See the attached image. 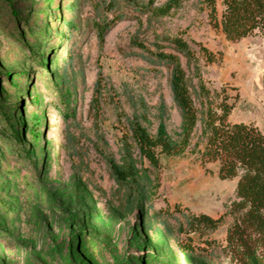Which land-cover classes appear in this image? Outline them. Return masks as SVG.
<instances>
[{"label": "rangeland", "instance_id": "obj_1", "mask_svg": "<svg viewBox=\"0 0 264 264\" xmlns=\"http://www.w3.org/2000/svg\"><path fill=\"white\" fill-rule=\"evenodd\" d=\"M55 2L63 21L69 16L64 5L75 7L72 16L78 29L69 41L53 40L45 78L33 63L5 62L6 48L21 46L13 42L18 36L4 29L0 14V71L12 73L24 67L31 72L29 80L21 82L20 104L9 88L11 79L0 76V101L11 110L15 104L21 109L17 119L25 125L23 139L31 150L29 158H20L0 140V221L6 227L4 235L0 232V264H65L68 250L74 264H116L123 258L132 264H194L198 257L181 247L189 238L202 246L205 239L213 240L220 250L234 220L231 206L237 200V178L222 180L217 162H203L200 125L182 154L161 156L157 172L133 148L139 177L147 186L143 209L116 182L107 157L121 163L127 118L134 114L146 112L148 121L143 124L155 134L164 104L169 134L176 139L181 130L170 68L150 63L147 53L133 44L134 38L151 49L157 43L174 51L167 38L183 37L197 52L206 86L233 105L229 120L253 124L264 134V28L231 41L213 27L207 0H154L147 13L123 8V19L101 41L95 23L104 16L112 19L121 10L109 11L105 0ZM169 2L171 9L165 13ZM15 4L24 14L44 8L53 13L54 7L48 0ZM216 6L220 20L222 0H216ZM200 44L215 54L214 62H205ZM181 62L189 79L197 83L195 66L184 56ZM64 98L74 110L69 117L57 107ZM195 102L200 107L196 97ZM33 119L39 121L41 132L37 147L30 132ZM77 199L89 216L81 222L67 217L79 209ZM181 211L223 215V220L215 230L180 232ZM207 264L241 263L222 255L217 263Z\"/></svg>", "mask_w": 264, "mask_h": 264}, {"label": "trees", "instance_id": "obj_2", "mask_svg": "<svg viewBox=\"0 0 264 264\" xmlns=\"http://www.w3.org/2000/svg\"><path fill=\"white\" fill-rule=\"evenodd\" d=\"M15 1L0 0L3 27L9 34L18 36L13 42L17 41L21 46L20 48L11 43V47L6 48L7 54L4 55V60L8 64L19 66L23 63H33L40 67L42 77L45 78L49 71L48 56L54 47L53 40L57 39L59 44L69 41L78 29L72 16L75 7L71 6V3L64 5V11L69 16L63 21L60 15L61 9L55 0H48L50 5H54L53 13L44 8L32 14H24L18 10ZM153 3L154 0H105L109 11H121L112 19L104 16L95 23L99 39L102 41L114 23L123 19V8L147 13L152 9ZM207 3L213 27L220 28L231 41L240 40L254 33L256 29L264 28V0H222L224 10L220 20L216 0H207ZM171 6L172 3L169 2L164 12L167 13ZM59 28L64 34L58 33ZM167 39L174 51H167L157 43L156 48L151 49L136 38L133 39V44L147 53L146 59L150 63L170 68V90L181 115V130L176 139L169 134L164 104L161 106L160 120L155 134H151L143 124V121H148L146 112L128 117V129L122 139L121 163L113 157H107L111 173L116 182L129 192V198L135 199L136 206L143 209L147 205V186L139 177L133 148L136 147L140 157L148 162L149 168L157 172L161 167V156L182 154L190 145L200 125V136L204 142L201 151L203 162H217L218 176L222 180L237 178L235 188L237 200L233 201L231 206L234 220L227 229L226 244L222 245L220 250H217L218 245L215 241L209 239H205L203 241L205 246H202L199 243L194 244L193 239L189 238L181 247L189 255L198 257V260H194V264L217 263L222 255L241 264H264V134L253 124L231 122L229 114L233 105L228 101L227 96L221 97V92H213L206 86L200 76L196 50L181 36ZM199 51L203 54L205 62L212 63L216 60L215 54L202 44ZM181 56L195 66L194 75L198 77L197 83L189 79L182 65ZM30 74L31 72L26 71L24 67L12 73L0 71V76L11 79L9 88L19 104L23 95L21 82L23 79L29 80ZM262 82L264 86V72ZM195 97L199 99L200 107L196 105ZM216 97L219 100H216ZM57 107L66 117L74 114V110L69 108L67 98L62 99ZM18 110L21 109L17 104L12 105L11 110L9 104L0 101V140L16 151L17 157L27 159L31 150L23 139L25 125L17 119ZM30 132L37 147L41 136L37 119L31 120ZM149 168H145V171L148 172ZM157 179H159L158 173ZM76 204L79 208L77 212L68 213L67 217L70 221L81 222L83 216H89L81 211L79 199ZM181 214L182 218L177 219L180 232L201 233L204 230H215L223 220V215L213 217L207 213L182 211ZM148 228L152 230L150 222ZM0 232L2 235L6 232V227L1 221ZM65 264H74L70 250L67 251ZM116 264L132 263L123 258L116 260Z\"/></svg>", "mask_w": 264, "mask_h": 264}]
</instances>
